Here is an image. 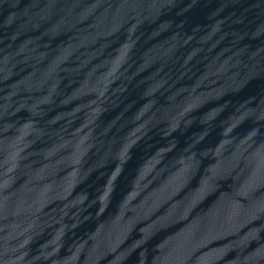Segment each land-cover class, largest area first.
<instances>
[{
  "label": "water",
  "instance_id": "water-1",
  "mask_svg": "<svg viewBox=\"0 0 264 264\" xmlns=\"http://www.w3.org/2000/svg\"><path fill=\"white\" fill-rule=\"evenodd\" d=\"M0 264H264V0H0Z\"/></svg>",
  "mask_w": 264,
  "mask_h": 264
}]
</instances>
